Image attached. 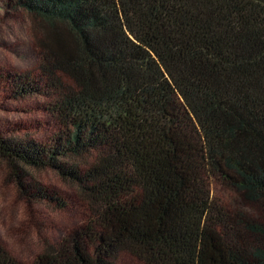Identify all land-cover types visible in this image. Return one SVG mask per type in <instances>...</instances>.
<instances>
[{"label":"trees","instance_id":"trees-1","mask_svg":"<svg viewBox=\"0 0 264 264\" xmlns=\"http://www.w3.org/2000/svg\"><path fill=\"white\" fill-rule=\"evenodd\" d=\"M8 1L41 77L0 82L56 128L0 131L6 180L75 218L28 262L0 241V264H264V0Z\"/></svg>","mask_w":264,"mask_h":264},{"label":"rangeland","instance_id":"rangeland-1","mask_svg":"<svg viewBox=\"0 0 264 264\" xmlns=\"http://www.w3.org/2000/svg\"><path fill=\"white\" fill-rule=\"evenodd\" d=\"M7 73L41 77L40 56L32 19L22 9L12 7L8 0H0V76ZM5 87L0 82V131L21 140L28 138L40 142L49 139L56 125L48 101L42 96H13ZM30 174L61 195L71 193L65 182L51 170H30ZM220 190L224 197L225 192ZM74 218V211L28 205L16 185L6 180L5 164L0 159V241L15 257L26 262L34 259L41 237L57 241ZM124 264L136 263L126 260Z\"/></svg>","mask_w":264,"mask_h":264}]
</instances>
